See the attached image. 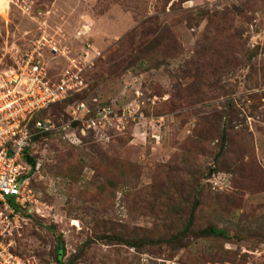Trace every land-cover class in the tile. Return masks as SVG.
I'll return each instance as SVG.
<instances>
[{
  "label": "rangeland",
  "instance_id": "obj_1",
  "mask_svg": "<svg viewBox=\"0 0 264 264\" xmlns=\"http://www.w3.org/2000/svg\"><path fill=\"white\" fill-rule=\"evenodd\" d=\"M42 36L51 74L87 57L86 85L41 116L71 128L32 139L38 202L16 253L27 264H59L60 252L66 264H264V0H0L1 66ZM93 98L114 108L113 125L73 118Z\"/></svg>",
  "mask_w": 264,
  "mask_h": 264
},
{
  "label": "built area",
  "instance_id": "obj_2",
  "mask_svg": "<svg viewBox=\"0 0 264 264\" xmlns=\"http://www.w3.org/2000/svg\"><path fill=\"white\" fill-rule=\"evenodd\" d=\"M45 41L48 40L42 36L37 48L16 65H0V264H27L16 253L14 240L21 219L25 218L23 212L38 202L29 187L32 167L25 151L35 134L55 130L68 134L71 128L69 122L57 125L41 114L86 85L82 74L85 65L80 60L87 57L73 59L62 73L51 74L39 57L42 53L38 50L47 45ZM49 47L51 53L58 51L55 44L50 43ZM98 101L82 100L73 107L71 114L83 128L98 131L118 119L111 105ZM70 134L77 138L76 132Z\"/></svg>",
  "mask_w": 264,
  "mask_h": 264
},
{
  "label": "trees",
  "instance_id": "obj_3",
  "mask_svg": "<svg viewBox=\"0 0 264 264\" xmlns=\"http://www.w3.org/2000/svg\"><path fill=\"white\" fill-rule=\"evenodd\" d=\"M82 92V91H80ZM53 106V105H52ZM43 114V113H42ZM41 114V116H42ZM31 146V145H30ZM30 146L28 147V149L25 151V158L27 159V161L31 164V173L34 171L35 167H36V160L31 152V148ZM31 173H30V176H31ZM24 215H27L29 212L28 211H25L23 212ZM208 232H210L211 234H215V235H225V230L224 229H221V228H218V227H209L208 228ZM62 258H63V252H60L59 253V264H66L62 261Z\"/></svg>",
  "mask_w": 264,
  "mask_h": 264
}]
</instances>
